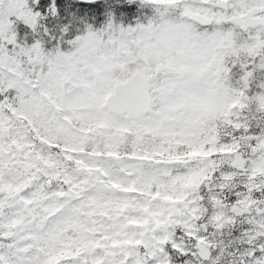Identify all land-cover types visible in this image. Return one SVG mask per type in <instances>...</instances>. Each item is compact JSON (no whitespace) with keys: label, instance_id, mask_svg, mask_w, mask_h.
Here are the masks:
<instances>
[{"label":"snow or ice","instance_id":"6c2138e0","mask_svg":"<svg viewBox=\"0 0 264 264\" xmlns=\"http://www.w3.org/2000/svg\"><path fill=\"white\" fill-rule=\"evenodd\" d=\"M0 264H264V0H0Z\"/></svg>","mask_w":264,"mask_h":264}]
</instances>
